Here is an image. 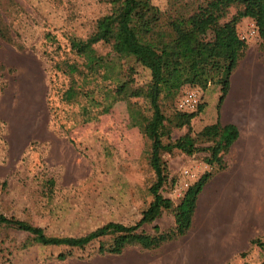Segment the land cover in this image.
Instances as JSON below:
<instances>
[{"label":"rangeland","instance_id":"obj_1","mask_svg":"<svg viewBox=\"0 0 264 264\" xmlns=\"http://www.w3.org/2000/svg\"><path fill=\"white\" fill-rule=\"evenodd\" d=\"M202 1L151 3L160 10L189 13ZM109 10L103 0H0V211L40 226L48 235L83 236L108 221L130 226L150 200L149 143L142 130L129 123L125 101L118 100L107 112L80 123L81 118L75 116L78 109L59 104L51 91L53 84H63L64 77L54 71L53 63L69 55V37L88 36L96 20ZM234 12L230 7L227 17ZM252 24L249 18L240 19L238 35ZM47 33L52 39L46 38ZM212 36L209 29L198 26L190 41L204 43ZM245 41L253 45L259 39ZM96 48L103 55L109 51L105 45ZM104 63L107 70L120 69L123 75L130 71L129 66L135 86L149 79V72L130 59L109 55ZM218 93L213 84L200 91L203 108L190 121L192 132L216 121ZM178 95L162 102L165 114L176 108ZM52 101L59 107L55 119ZM130 101L144 106L140 98ZM184 131L175 128L171 137ZM205 154H162L168 165V181L161 189L164 197L175 205L185 189L209 170L199 213L208 198L214 202L204 222L206 242L193 238L185 253L191 254V261L188 256L186 261L177 257L167 263L259 264L264 260V167L237 169L230 178L236 181L223 182L221 170L202 161ZM183 170L191 176L182 175ZM171 221L170 214L163 213L151 224L142 225V230L150 232L152 225L163 230ZM27 236L0 226V264H92L97 256L99 241L83 250L41 245L23 248ZM224 242L235 249L223 254ZM171 245H161L160 255L172 250ZM69 251L66 259L58 257ZM169 254L175 258L173 251Z\"/></svg>","mask_w":264,"mask_h":264},{"label":"trees","instance_id":"obj_2","mask_svg":"<svg viewBox=\"0 0 264 264\" xmlns=\"http://www.w3.org/2000/svg\"><path fill=\"white\" fill-rule=\"evenodd\" d=\"M103 1L110 5V10L96 20L88 36L69 37V55L53 63L54 71L64 80L61 85L53 84L51 91L59 104L78 109L75 116L81 118L80 123L97 113L107 112L118 100L125 101L129 123L139 127L149 143L148 163L153 172V180L147 188L150 200L130 226L108 221L83 236L48 235L42 227L0 211L1 227L28 234L21 245L23 248L41 245L83 250L86 245L99 241L97 254L104 255L119 254L130 246L151 250L177 240L189 229L197 195L211 172L204 171L174 205L161 194L168 181V165L162 154L177 152L191 156L203 151L206 154L202 161L223 171L227 167L223 156L237 137L234 125L219 123L218 107L227 92L229 76L248 46L236 30L240 19L254 21L258 49L264 52V0H203L189 13L160 10L151 0ZM230 7H234L235 12L227 17ZM198 26L209 29L212 39L204 43L191 42L190 35ZM46 38L52 39L49 33ZM98 45L107 46L108 53L101 54L96 48ZM109 55L118 60L130 59L146 69L148 81L133 85L129 66L130 71L125 75L120 69L107 70L104 61ZM210 84L217 85L219 92L216 121L191 131L190 121L203 108L199 102L191 112L176 108L168 114L163 111L162 102L172 100L181 88L191 86L202 91ZM130 98H140L143 108ZM55 105L52 101L53 119L57 118L59 110ZM175 128H185V131L172 138ZM163 213H169L172 218L167 228L159 230L152 225L150 232L142 230V225L151 224ZM69 254L70 251L60 253L58 257L66 259ZM259 264H264V260Z\"/></svg>","mask_w":264,"mask_h":264},{"label":"crops","instance_id":"obj_3","mask_svg":"<svg viewBox=\"0 0 264 264\" xmlns=\"http://www.w3.org/2000/svg\"><path fill=\"white\" fill-rule=\"evenodd\" d=\"M218 115L221 125L232 124L237 129V137L223 156L227 164L219 173L223 182L236 181L230 178L236 176L237 169L264 167V52L258 49V44H249L237 61L228 79L227 92L218 107ZM205 186L206 183L196 198L195 211L190 221L193 228L177 240L162 244H172L169 252L173 251L175 258L168 251L160 255L158 250L161 245L151 250L125 247L119 254H97L92 264H160L164 259L163 262L168 264L167 261H175L177 257L186 261L188 256L191 261V254H185L186 249L193 238L206 242L204 233L208 229L204 222L214 203L208 198L202 213H199V199ZM225 242L222 246L223 254L231 253L235 246Z\"/></svg>","mask_w":264,"mask_h":264},{"label":"built area","instance_id":"obj_4","mask_svg":"<svg viewBox=\"0 0 264 264\" xmlns=\"http://www.w3.org/2000/svg\"><path fill=\"white\" fill-rule=\"evenodd\" d=\"M255 24H252V27L247 29V31L240 37L244 40H256L257 34L255 30ZM200 99V90L196 87L185 86L181 88L178 98L176 100V109L182 112H191L195 110ZM188 170H183L182 175L186 177L191 176Z\"/></svg>","mask_w":264,"mask_h":264}]
</instances>
